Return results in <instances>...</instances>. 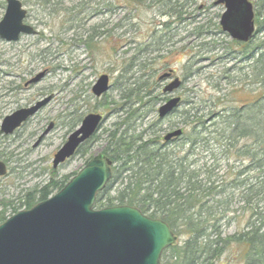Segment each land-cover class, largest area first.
<instances>
[{"label": "rangeland", "instance_id": "374dc122", "mask_svg": "<svg viewBox=\"0 0 264 264\" xmlns=\"http://www.w3.org/2000/svg\"><path fill=\"white\" fill-rule=\"evenodd\" d=\"M20 1L27 14L24 23L37 33L21 34L15 42L0 38V125L17 109L50 100L13 134L0 133V161L7 165V172L0 177V210L8 205L5 217L14 210L26 209L22 203L27 192L37 191L52 178L67 176L68 181L89 158L103 152L107 133L121 117L119 107L125 99L120 97L142 73L152 76L156 83L150 89L152 96L175 77L181 81L180 88L173 91V96L182 101L178 109L197 106L198 113L205 114L204 123L211 125L201 133L206 138L214 135L215 111L236 104L229 91L233 85L243 83L248 61L240 58L243 47L221 31L219 21L225 7L214 4L216 0ZM173 3L179 13L171 14ZM5 6V0H0V19ZM258 36L263 38L264 32ZM165 73H171V79L159 80ZM102 74L109 76L111 86L106 95L96 98L91 88ZM36 76L39 80L30 83ZM162 102L147 112L141 126L157 117ZM122 106L127 111L130 104ZM88 112L105 117L99 130L84 149L53 169L52 159L58 147ZM162 120L161 136L173 128H185L188 135L203 130L192 122L183 124L178 114ZM50 124L52 128L45 133ZM209 141V150L206 145L196 147L189 161L195 166L218 167L217 184L227 187L234 173L246 167V161L235 154L223 155L222 148L212 144L214 140ZM183 142L174 140L166 146L174 152L180 150L178 155H182L189 147ZM252 175L245 173L239 181H249ZM114 186L115 183L108 193L102 190V197L112 196ZM231 191L234 197L238 195V189ZM37 202L34 199L32 205ZM239 205L232 203L231 211L222 220L226 234L242 230L249 219V213ZM242 260L241 250L234 244L216 264H243Z\"/></svg>", "mask_w": 264, "mask_h": 264}, {"label": "trees", "instance_id": "16d2710c", "mask_svg": "<svg viewBox=\"0 0 264 264\" xmlns=\"http://www.w3.org/2000/svg\"><path fill=\"white\" fill-rule=\"evenodd\" d=\"M135 1L146 0H130ZM171 5V14L179 13L176 3ZM253 14L256 25L253 38L244 43L233 41L243 47L240 58L248 61V70L243 83L233 85L229 91L236 104L215 111L214 135L206 138L201 134L211 125L204 123L205 114H199L197 106L173 112L172 116L178 114L183 124L192 122L195 127H203V130L197 129L195 135H188L185 128H180L182 134L175 140L182 139V144L189 145L182 155H178L180 150L169 149L168 142L162 145L163 135L159 132L163 120L156 117L141 126L147 112L154 111L157 103L167 99L162 92L152 96L150 89L156 84L152 76L142 73L129 83L126 93L120 97L125 99L119 107L120 121L107 133L103 150L112 161V178L104 190L112 188L114 183L117 187L112 196L102 197L104 190L98 193L94 207L135 206L143 214L166 222L177 237V243L162 252V264H216L234 244L241 250L243 264H264V37L258 36L264 32V0H253ZM127 104L130 106L126 111L122 105ZM210 139L216 143L212 144L222 148L223 155L235 154L246 161V167L236 171L227 182L229 187L217 184L218 167L195 166L189 161L196 147L206 145L209 150ZM241 140L244 142L237 148ZM85 147L86 144L79 146L76 154ZM250 172L255 175L251 180L239 181L240 176ZM52 173L56 174L54 170ZM66 178H52L37 191L27 192L22 205L27 209L32 207L34 199H47L50 193L66 184ZM232 189H238L236 197ZM232 203H239L240 208L249 213V219L242 230L226 234L223 229L226 223L222 220L225 221L231 211ZM7 206L0 210L1 222L6 220Z\"/></svg>", "mask_w": 264, "mask_h": 264}, {"label": "water", "instance_id": "95a60500", "mask_svg": "<svg viewBox=\"0 0 264 264\" xmlns=\"http://www.w3.org/2000/svg\"><path fill=\"white\" fill-rule=\"evenodd\" d=\"M225 9L219 21L221 31L239 42L254 35L253 4L249 0H216ZM0 19V38L17 41L20 34H36L25 24L26 10L20 0H5ZM165 73L160 79L168 78ZM32 78L30 83L39 80ZM108 75L102 74L92 85L99 96L108 91ZM181 81L174 78L162 92L172 94ZM50 98L23 107L2 119L0 133L13 134L25 119L34 115ZM170 97L157 109L159 119L170 115L181 103ZM103 120L101 114L88 113L67 141L55 153L53 168L74 155L79 144L87 140ZM52 128V124L45 133ZM44 133V134H45ZM180 128L167 132L164 140L181 136ZM111 160L102 153L91 157L66 184L53 195L27 210H19L0 224V264H161L162 252L176 241L174 232L159 218L143 214L137 207L117 205L94 208L96 195L108 184ZM6 164L0 161V177Z\"/></svg>", "mask_w": 264, "mask_h": 264}, {"label": "flooded vegetation", "instance_id": "af4514ba", "mask_svg": "<svg viewBox=\"0 0 264 264\" xmlns=\"http://www.w3.org/2000/svg\"><path fill=\"white\" fill-rule=\"evenodd\" d=\"M171 75H172V74H171ZM171 77H172V76H170V77H168V78H165V79H167V81H168V80L171 79ZM95 82H96V81H95ZM95 82H94V83H95ZM94 83H93V84H94ZM93 84H92V85H93ZM92 87H93V86H92ZM91 92H92V88H91ZM106 92H108V91H106ZM106 92L100 94L99 96H95L93 93H92V95L95 96L96 98H97V97H98V98H101V97H103V95H106ZM45 104H46V103H45ZM109 105H110V104H109ZM42 107H43V106H42ZM39 110H40V108H39ZM39 110H38V111H39ZM35 113H36V112H35ZM35 113H34V114H35ZM92 113H93V112H92ZM98 113H99V112H98ZM99 114H101V113H99ZM101 116L103 117L102 114H101ZM31 117H32V116H31ZM28 118H29V117H28ZM28 118H27V119H28ZM27 119H25L24 122H25ZM157 119H158V118H157ZM82 120H83V117H82V119L80 120V122L77 124V126L80 125V123H81ZM104 120H105V117H103V120H102L101 123L98 125L97 130H96L92 135H90V136L87 138V140H85L84 142H82L81 144H79V146H81V145H83V144H86V145H87V144L89 143L90 138H92L93 136H95V134H96L97 131L99 130V126L102 124V122H103ZM24 122H23V123H24ZM23 123L21 124V126L23 125ZM21 126H19L18 128H20ZM77 126H76L75 128H77ZM18 128H16V129H18ZM75 128H74V129H75ZM16 129H15V130H16ZM175 139H176V138L171 139L168 143L173 142Z\"/></svg>", "mask_w": 264, "mask_h": 264}, {"label": "bare ground", "instance_id": "6f19581e", "mask_svg": "<svg viewBox=\"0 0 264 264\" xmlns=\"http://www.w3.org/2000/svg\"><path fill=\"white\" fill-rule=\"evenodd\" d=\"M166 100H168V99H166ZM166 100H164L163 102H165ZM163 102H162V103H163ZM180 103H181V102H180ZM181 104H182V103H181ZM181 104H180V105H181ZM180 105H179V106H180ZM179 106H178L177 108H175V109L173 110V112H174L176 109H178ZM156 112H157V111H156ZM173 112H172L171 114H173ZM156 115H157V114H156ZM157 118H158V115H157Z\"/></svg>", "mask_w": 264, "mask_h": 264}]
</instances>
